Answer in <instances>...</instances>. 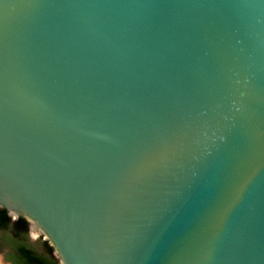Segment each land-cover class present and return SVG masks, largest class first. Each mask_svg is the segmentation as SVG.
<instances>
[{
    "label": "water",
    "instance_id": "1",
    "mask_svg": "<svg viewBox=\"0 0 264 264\" xmlns=\"http://www.w3.org/2000/svg\"><path fill=\"white\" fill-rule=\"evenodd\" d=\"M0 209L61 264H264V0H0Z\"/></svg>",
    "mask_w": 264,
    "mask_h": 264
},
{
    "label": "trees",
    "instance_id": "2",
    "mask_svg": "<svg viewBox=\"0 0 264 264\" xmlns=\"http://www.w3.org/2000/svg\"><path fill=\"white\" fill-rule=\"evenodd\" d=\"M29 227L25 218L13 220L7 210L0 209V252L8 250L11 264H61L49 241L39 240L38 247L31 242Z\"/></svg>",
    "mask_w": 264,
    "mask_h": 264
},
{
    "label": "rangeland",
    "instance_id": "3",
    "mask_svg": "<svg viewBox=\"0 0 264 264\" xmlns=\"http://www.w3.org/2000/svg\"><path fill=\"white\" fill-rule=\"evenodd\" d=\"M29 235L31 242L36 246L39 240H44L43 236L34 233L33 228L31 226L29 227ZM7 255H8L7 249H3L2 252H0V264H11V262L7 258Z\"/></svg>",
    "mask_w": 264,
    "mask_h": 264
},
{
    "label": "bare ground",
    "instance_id": "4",
    "mask_svg": "<svg viewBox=\"0 0 264 264\" xmlns=\"http://www.w3.org/2000/svg\"><path fill=\"white\" fill-rule=\"evenodd\" d=\"M32 228H33V231H34L35 234H38V233H39V231H38V229L36 228V226H32Z\"/></svg>",
    "mask_w": 264,
    "mask_h": 264
}]
</instances>
